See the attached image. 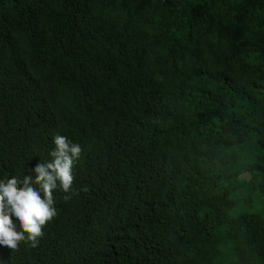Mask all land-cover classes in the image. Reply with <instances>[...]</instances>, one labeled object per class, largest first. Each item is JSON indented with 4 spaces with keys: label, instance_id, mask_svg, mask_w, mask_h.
I'll return each instance as SVG.
<instances>
[{
    "label": "trees",
    "instance_id": "obj_1",
    "mask_svg": "<svg viewBox=\"0 0 264 264\" xmlns=\"http://www.w3.org/2000/svg\"><path fill=\"white\" fill-rule=\"evenodd\" d=\"M57 133L78 194L0 264H264V0H0V180Z\"/></svg>",
    "mask_w": 264,
    "mask_h": 264
},
{
    "label": "clouds",
    "instance_id": "obj_2",
    "mask_svg": "<svg viewBox=\"0 0 264 264\" xmlns=\"http://www.w3.org/2000/svg\"><path fill=\"white\" fill-rule=\"evenodd\" d=\"M53 143L55 147L49 153L50 159L41 161L32 170L34 179L26 176L22 180L15 177L0 180V246L17 250L27 241L37 247L44 235L43 229L57 216L54 191L59 187L64 193L78 194L73 192L74 167L82 147L58 133L54 135ZM34 185L39 186V191ZM72 195L65 199H71Z\"/></svg>",
    "mask_w": 264,
    "mask_h": 264
}]
</instances>
